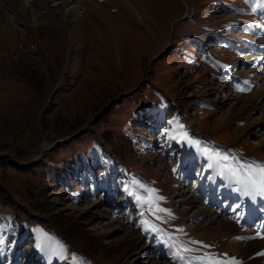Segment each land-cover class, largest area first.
Returning a JSON list of instances; mask_svg holds the SVG:
<instances>
[{
	"label": "rangeland",
	"instance_id": "374dc122",
	"mask_svg": "<svg viewBox=\"0 0 264 264\" xmlns=\"http://www.w3.org/2000/svg\"><path fill=\"white\" fill-rule=\"evenodd\" d=\"M59 3L0 0V264H231L198 211L264 197V0Z\"/></svg>",
	"mask_w": 264,
	"mask_h": 264
},
{
	"label": "bare ground",
	"instance_id": "6f19581e",
	"mask_svg": "<svg viewBox=\"0 0 264 264\" xmlns=\"http://www.w3.org/2000/svg\"><path fill=\"white\" fill-rule=\"evenodd\" d=\"M69 2L72 3L73 0H60L61 5ZM236 185L238 184L233 182L231 189L225 190V195L219 193L218 198L214 199L220 205L224 199L229 198L227 202H230V204H223L224 212L215 208L216 205L210 208L207 206L198 212H200L202 219L208 221L207 223L219 220L222 214L225 213L226 218L222 221L227 224L225 225L227 229L232 230L235 239L232 246L237 250L231 264L233 262L234 264H264V197H262L261 190L257 193V191L248 187L247 193H245L246 185ZM195 198L198 197L195 196ZM192 199L190 197L189 200ZM236 200H240V202H236L232 206V203ZM234 223L240 226H236Z\"/></svg>",
	"mask_w": 264,
	"mask_h": 264
},
{
	"label": "snow or ice",
	"instance_id": "6c2138e0",
	"mask_svg": "<svg viewBox=\"0 0 264 264\" xmlns=\"http://www.w3.org/2000/svg\"><path fill=\"white\" fill-rule=\"evenodd\" d=\"M251 168V166H250ZM252 171L259 173L260 177L262 179H264V166H256L254 169H251ZM235 173H233L234 175ZM157 211H163L162 209H157ZM153 230H157V229H153ZM201 264H220V261L216 260L215 258L211 257V256H205L203 258H201ZM234 264V262H233Z\"/></svg>",
	"mask_w": 264,
	"mask_h": 264
}]
</instances>
